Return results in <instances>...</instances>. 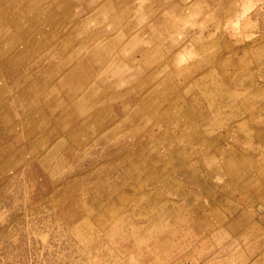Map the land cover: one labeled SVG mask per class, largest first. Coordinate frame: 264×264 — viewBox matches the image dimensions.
<instances>
[{
	"label": "rangeland",
	"instance_id": "obj_1",
	"mask_svg": "<svg viewBox=\"0 0 264 264\" xmlns=\"http://www.w3.org/2000/svg\"><path fill=\"white\" fill-rule=\"evenodd\" d=\"M0 264H264V0H0Z\"/></svg>",
	"mask_w": 264,
	"mask_h": 264
}]
</instances>
